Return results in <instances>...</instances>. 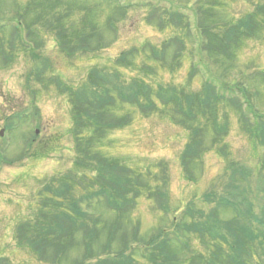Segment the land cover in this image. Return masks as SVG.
Returning a JSON list of instances; mask_svg holds the SVG:
<instances>
[{
	"label": "rangeland",
	"instance_id": "obj_1",
	"mask_svg": "<svg viewBox=\"0 0 264 264\" xmlns=\"http://www.w3.org/2000/svg\"><path fill=\"white\" fill-rule=\"evenodd\" d=\"M57 1L59 4H54L56 0H0L2 18L7 20L12 18L15 9L23 13L26 10L30 12L26 18L33 26L31 37L38 46V53L41 56L32 52L24 30L21 32L24 35L22 41L28 48H22L23 46L17 44L13 48L11 58L7 60L0 58V258L5 260V264H50L40 262L28 248L19 244L18 229L23 223L38 219L41 209L40 195L46 190L47 185L52 186L51 180L54 178L60 180L64 177L62 181L71 184L66 179L68 177H65L69 175L74 176V183L80 185L79 177L82 171L88 175H93L95 171L94 168L76 169L78 153L69 132L73 121L69 95L72 93L76 96L82 95L85 89L90 93L87 89V80L92 69H105L107 72L116 69L127 82H130L135 70L130 65H116L123 52L134 47L141 49L148 44L161 49L171 41L174 43V49H177L178 46H175L177 38L182 37L185 38L187 46L182 49L184 53L180 56L182 62L180 69L174 72L170 68L175 53L172 49L165 56L168 62L166 70H161L156 64L145 60L141 68L144 64H148L149 68L145 72L141 70L138 76L155 87L173 85L187 91H200L202 79L215 83L218 76L222 81L234 84L238 80L246 81L251 78L253 87L251 90L255 95L256 106L252 107L253 112L255 114L264 112V75H260L264 74V29L259 30L256 36L251 35L249 39L242 38L245 40L244 45L238 49V58L232 67L233 71L227 66L221 67L222 69L213 66L214 69L211 70L215 75L207 69L206 55L203 54L204 51L201 52L202 45L190 39L191 37L197 39L200 20L196 17L198 9L196 7L200 5L207 7L208 2L212 0H175V2L114 0L126 9L122 14L118 13L113 1L111 4L104 0ZM213 2L218 5L215 15L210 16V20L205 19L204 24L212 27L218 25L215 27V34H210V37L215 36V38L222 37L221 31L227 26L245 21L246 15L254 13L259 5H264V0H213ZM52 6L57 8L53 9V17L59 23L58 28L63 29L62 35L71 45L70 56L67 55L68 46L65 45L66 48L63 49V39L56 36L57 31L50 22L51 18L48 19L50 13L47 8ZM157 7L161 10L155 12ZM183 8H186L184 11L188 15L186 19L187 23L191 24V32L189 34L184 32L183 29L187 27L185 22L178 24L181 28L161 31L158 18H166L169 24L168 16H163L164 12L176 14ZM217 9H220L219 13ZM40 18L43 20L42 23L36 24L35 21ZM110 19H115L117 22L113 29L108 25ZM91 24H98L94 31L90 30ZM11 25L13 24L6 23L8 26L6 42L10 41ZM93 33L94 37L89 38ZM86 36L88 37L86 44L93 52L83 53L73 48L81 45L78 43L79 40H85L83 37ZM191 50L194 55V67L200 72V76L197 75L192 80L189 76ZM133 59L141 62L144 57L142 54H137ZM47 60L49 65L45 67L47 69L39 78L36 73L43 68V63ZM221 88L222 85H219L218 90L220 91ZM96 93L99 97L104 91L98 90ZM223 95L233 98L230 93ZM237 98L241 99L239 94ZM117 107L119 109L116 111L105 112L107 118L104 121H122L129 111L134 112V115L127 126L111 130L105 136L101 145L104 146L99 150L100 154L112 161L118 159L130 168H138L141 171L158 166L159 170L154 168L156 173L163 172V176L166 177L162 189L166 191L167 201L159 198L157 201H152L147 196H143L138 199L136 208L128 211V216L121 221L122 234H131L139 223L141 240H144L142 243L149 242L163 229L172 228L185 213L189 204L204 210L205 213L210 211L213 206L205 201V196L213 191L218 197L220 196L222 189L227 187L230 181L228 169L231 166L240 165L249 168L255 179L264 167V146L259 140L256 141L251 137L242 121V115L255 121L254 115L248 108L241 112L235 106L224 107L216 129H221L226 124L229 131L222 135L217 134V130L214 132L207 128L211 124L210 121L201 120L198 126L200 125L202 132L198 136V142L202 141V143L200 147H195L197 157L193 158L194 153H191L192 156L187 160L189 165L186 167L183 158L188 152V147L196 139L187 125L158 114L146 118L135 108L122 110L120 105ZM31 108L37 109L38 117L34 111L33 114L30 112ZM18 114L30 117L18 118ZM56 139H61L57 151L50 152L45 158L31 157L38 147L46 143V140L51 142ZM34 140L36 142L31 145ZM188 172L193 174L194 179ZM262 198L255 199V213H258L260 205L264 204ZM163 203L167 204L168 213L162 210ZM98 205L99 203L95 206L96 210L104 212L106 205L104 204L102 209ZM223 216H221L223 219H229L233 216V212L228 211L225 218ZM107 219L108 222L114 220L113 215L109 217V213L105 210L104 221ZM130 221L133 223L130 224ZM106 226L110 228L109 225ZM192 241L193 246L199 249L194 251V257L198 258L197 251L205 253L206 249L202 244V249L199 248L197 239ZM80 251L72 248L67 264L74 263L75 259L79 260ZM75 252L79 257L73 259ZM185 256L190 257L191 253L185 252Z\"/></svg>",
	"mask_w": 264,
	"mask_h": 264
},
{
	"label": "trees",
	"instance_id": "obj_2",
	"mask_svg": "<svg viewBox=\"0 0 264 264\" xmlns=\"http://www.w3.org/2000/svg\"><path fill=\"white\" fill-rule=\"evenodd\" d=\"M112 1L116 4L119 14H122V11L126 12V9L114 0H104L110 4ZM170 2H175V0H170ZM208 3L207 7L201 5L196 7L198 8L196 17L200 20L197 39H192V37L190 39L202 45L201 52L204 51L203 54L206 55L208 71L212 72L213 66L217 69L227 66L233 71L232 67L238 58V49L244 45L245 40L242 38L249 39L251 35L264 29V5H259L254 13L246 15L245 21L227 26L221 31L222 37L216 36L215 38V36L210 37V34H215V27L218 25L213 28L211 25L204 24V20H210V16L214 17L218 5L213 0ZM54 4L59 3L56 0ZM47 9L50 13L48 19L51 18L50 22L57 31L56 36L63 39V49L66 48L65 45L68 46V55L71 45L65 40L62 35L63 29L58 28L59 23L53 17V9L57 8L52 6ZM185 9L183 8L176 14L163 11V16H168L167 20L170 23L166 22V18H158L160 30L181 28L178 24L185 22L187 27L183 30L189 34L191 24L187 23L188 15ZM158 10L161 9L157 7L154 11ZM219 12L220 9H217V13ZM29 13L28 10L23 13L15 9V15L12 18L7 20L0 17V58L6 60L11 58L13 48L17 44L26 48L21 40L24 36L21 32L24 30L32 52L39 55V48L31 37L33 26L26 18ZM42 21L40 18L35 23H42ZM6 23L13 24L10 26L12 29L8 42L5 41L6 27H8ZM116 23L115 19L108 21L112 29L115 28ZM96 25L91 24L92 29L90 30L94 31ZM93 37L94 33L89 36V38ZM83 39L85 40L78 42L81 45L72 47L83 53L93 52L86 44L88 37H83ZM175 46H178L177 49H174V43L171 41L161 49L148 44L141 49L134 47L123 52L116 65H130L135 70V75L130 82H127L116 69L107 72L105 69L94 68L88 76L87 89L90 93L85 89L82 95L76 96L75 93L69 95L73 116V125L69 132L74 139L78 153L76 169L94 168L95 171L93 175L82 171L79 177L80 185L74 183V176L69 175L65 177H68L66 179L71 184L64 183L62 181L64 177L60 180L55 178L51 180L52 186L47 185L46 190L40 195L41 209L38 219L34 222L23 223L19 227L17 234L19 244L28 248L40 262L67 264L73 248L81 251L79 260L75 259L79 257L77 252L73 254L75 260L71 264H264V204L260 205L258 213H255L254 206L255 199L263 197L264 200V167L255 179L249 168L240 165L231 166L228 169L230 181L228 186L222 189L220 196L218 197L217 193L214 194V191L205 196V201L213 206L210 211L205 213L204 210L189 204L185 213L172 228L163 229L149 242L142 243L144 240H141L139 223L131 234L121 233V221L128 216V211L136 208L139 198L147 196L152 201H157L158 198L167 201L166 191L162 189L166 177L163 176V172L156 173L154 168L159 170L158 166L141 171L138 168H130L118 159L112 161L100 154L99 150L104 146L101 145L105 136L111 130L127 126L134 115V112L129 111L122 121H104L107 118L106 111H116L119 109L117 106L120 105L122 110L135 108L146 118L158 114L187 125L196 139L188 147V152L183 158L186 167L189 165L187 160L193 153V158L197 157L195 147H200L202 143V141L198 142V136L202 132V128L198 126L201 120L210 121L211 124L207 128L214 132L217 130V134L228 133L229 128L226 124L223 128L216 129L221 119L220 114L226 106H235L241 112L246 108L250 110L255 121L242 115L245 129L249 131L252 138L259 140L264 146V112L261 114L253 112L252 107L256 106L255 95L251 90L253 88L251 78L246 81L238 80L234 84L222 81L218 76L215 83L202 79L200 91H187L173 85L155 87L138 76L141 70L145 72L149 68L148 64H144L141 68L145 60L156 64L161 70H166L168 62L165 56L172 49L175 53L170 68L174 72L180 69L182 66L180 56L184 53L182 49L187 46L185 38L178 37ZM197 48L200 50V46ZM137 54L143 55L144 59L141 62L133 59ZM190 54L189 76L192 80L197 75L200 76V72L194 67L193 50ZM48 62V60L44 62L43 69L37 71L36 75L39 78L40 74L47 69L45 67L49 65ZM212 75L215 74L212 72ZM219 85H222L220 91L218 90ZM98 90L104 91L99 97L96 93ZM224 93L232 94L233 98L224 96ZM238 94L241 101L237 98ZM34 110L35 114H38L37 109L34 108ZM60 144L61 139L51 142L46 140V143L38 147L37 150L40 152L36 151L34 157H46L50 152L57 151ZM188 173L194 179L193 174ZM98 203L101 209L104 204L106 205L107 209H104L109 213V217L113 215V221L108 222V219L104 221L105 210L104 212L97 211L95 206ZM161 208L165 213L169 212L167 204L163 203ZM51 210L52 212H49ZM228 211H232L233 216L223 219L221 216L223 214L225 216ZM131 223L133 222L130 221ZM106 225L110 228H106ZM193 239L198 240L199 248L202 249L203 245L206 249L205 253L197 251L198 258L194 257V251L199 249L193 246ZM185 252L191 253V256L186 257ZM0 264H5V260L0 259Z\"/></svg>",
	"mask_w": 264,
	"mask_h": 264
},
{
	"label": "water",
	"instance_id": "obj_3",
	"mask_svg": "<svg viewBox=\"0 0 264 264\" xmlns=\"http://www.w3.org/2000/svg\"><path fill=\"white\" fill-rule=\"evenodd\" d=\"M1 135H3V133H1Z\"/></svg>",
	"mask_w": 264,
	"mask_h": 264
}]
</instances>
